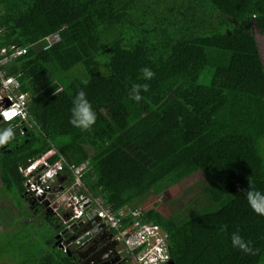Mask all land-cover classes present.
<instances>
[{
	"label": "trees",
	"instance_id": "16d2710c",
	"mask_svg": "<svg viewBox=\"0 0 264 264\" xmlns=\"http://www.w3.org/2000/svg\"><path fill=\"white\" fill-rule=\"evenodd\" d=\"M254 29L264 34V0H0V51L28 48L0 71L29 96L28 122H13L15 140L0 148V195H18L29 215L50 223L51 251L28 264H74L57 249L64 224L20 172L61 158L88 161L78 194L114 211L204 173V201L168 218L144 211L142 224L167 235L174 264H264V217L243 194L249 183L264 191V64ZM54 33L60 41L49 49L32 47ZM144 67L155 73L149 81ZM205 70L208 85L199 83ZM134 83L149 85L139 103L129 98ZM78 90L97 113L90 132L69 123ZM60 178L72 184L67 166ZM237 230L255 255L231 246Z\"/></svg>",
	"mask_w": 264,
	"mask_h": 264
},
{
	"label": "built area",
	"instance_id": "2783aa9c",
	"mask_svg": "<svg viewBox=\"0 0 264 264\" xmlns=\"http://www.w3.org/2000/svg\"><path fill=\"white\" fill-rule=\"evenodd\" d=\"M2 30H0V35ZM60 41V35L54 33L46 37L41 43L32 45L36 50H47ZM27 47L11 46L0 51L2 59L0 68L13 58L26 54ZM20 83L17 78H4L0 71V118L2 122L20 124L28 122V94L17 92ZM15 113L11 120H6L4 113ZM72 174V184L65 188L71 196L68 204L70 213L69 223L77 221L90 222L99 219L97 225H103L107 230L115 232L114 238L122 245L118 251L120 258L118 264H167L170 259V250L167 244V235L163 234L158 227L150 224H142L143 208L136 206L124 207L118 211L106 207L100 199H90L85 195H77V191L83 187L82 178L89 171L88 161L80 165H69L61 158L53 164L44 159H38L20 172L27 178V186L34 187L39 195L46 201H50L52 190L56 180L60 178L64 167ZM37 194V192H34ZM51 206V205H50ZM128 218V222L124 220ZM64 248H67L64 246Z\"/></svg>",
	"mask_w": 264,
	"mask_h": 264
},
{
	"label": "rangeland",
	"instance_id": "374dc122",
	"mask_svg": "<svg viewBox=\"0 0 264 264\" xmlns=\"http://www.w3.org/2000/svg\"><path fill=\"white\" fill-rule=\"evenodd\" d=\"M254 34L264 64V34L256 29ZM210 73L205 70L199 83L210 84ZM207 184L206 175L198 171L172 185L165 186L160 192L148 193L140 207L146 211L156 209L165 218L172 217L185 211L189 205L204 201L201 193ZM1 194L5 195L4 192ZM10 197L2 198L0 195V264H28L34 258L51 251L52 247L45 238L50 223L42 215H38L32 223L25 225L29 213L24 200L18 195ZM57 217L61 220L60 216ZM56 245H58L57 241ZM57 249L63 250L60 246Z\"/></svg>",
	"mask_w": 264,
	"mask_h": 264
},
{
	"label": "clouds",
	"instance_id": "9594fccd",
	"mask_svg": "<svg viewBox=\"0 0 264 264\" xmlns=\"http://www.w3.org/2000/svg\"><path fill=\"white\" fill-rule=\"evenodd\" d=\"M140 73H141L140 78L145 80V81L151 80L155 75V73L148 67L142 68L140 70ZM148 90H149V85L147 83H134L131 85V87L129 89V98L132 101L139 103L143 99L141 93L147 92ZM14 115H15V113H7V112L4 113V117L6 120H11ZM0 122H2L1 118H0ZM96 122H97V113L93 109L92 103L88 100L86 93L83 90H78L76 92V94L74 95V97L72 98V101H71L70 117H69L70 125L73 126L74 128L80 129L83 132H90L92 130L93 126L96 124ZM3 123H7V122H3ZM14 128H15V126L12 125L11 123H8V125L6 127L0 128V148H3L4 146L9 145L10 143H12L15 140L16 133L14 131ZM28 188H30V187H28ZM65 188H68V187H65ZM52 189H54V188H52ZM30 193L35 194L33 191L32 192L30 191ZM52 193H54V192L52 191ZM76 193H77V195H85V194H78V191ZM243 194L245 196L247 205L252 210V212L258 216L264 217V191L252 188L251 184L249 183L248 189L246 191H244ZM72 195H74L73 192L68 194V198L65 202L66 206L64 205L65 208H67V209L64 210V214H63V210H62L63 205L58 202V199H59L58 195H57L56 199H54V200L50 199V201H46V202H48V206H49L48 209H50L54 214H57L58 216H60L61 222L64 224V226L62 227V230L65 228H69L73 224V223H69V218L71 215L68 212V210H69L68 204L70 202ZM85 196L89 197L87 195H85ZM89 198L91 199L92 197H89ZM58 209H61L59 214L57 212ZM104 230H105V232H110L115 236V232H113L111 230H107L105 227H104ZM162 233L165 234L164 232H162ZM64 242H65V240H63L61 243L63 246V250H65V251L67 250V252H69L68 246L65 245ZM230 243H231V246L233 248L238 249L239 251H241L245 254L255 255V251L251 247V242L246 241L240 235L239 230L231 233ZM64 246L67 248H64ZM121 249H122V245H121ZM169 250H170V248H169ZM118 255L120 257L119 253H118ZM170 255H171V252H170ZM170 262H172V256H171L170 261L167 264H170Z\"/></svg>",
	"mask_w": 264,
	"mask_h": 264
},
{
	"label": "flooded vegetation",
	"instance_id": "af4514ba",
	"mask_svg": "<svg viewBox=\"0 0 264 264\" xmlns=\"http://www.w3.org/2000/svg\"><path fill=\"white\" fill-rule=\"evenodd\" d=\"M32 197L38 204L48 209V202L44 200L45 197H37L31 193ZM50 210V209H49ZM71 257L74 264H118L119 255L118 251L121 250V245L115 240L114 235L109 232H101L97 234L92 240L80 248L71 246ZM74 252H77V258L74 257Z\"/></svg>",
	"mask_w": 264,
	"mask_h": 264
},
{
	"label": "water",
	"instance_id": "95a60500",
	"mask_svg": "<svg viewBox=\"0 0 264 264\" xmlns=\"http://www.w3.org/2000/svg\"><path fill=\"white\" fill-rule=\"evenodd\" d=\"M52 188L48 187L46 188L47 191L51 190ZM62 186L53 189L52 191L54 193L50 194L49 198L51 200L56 199L57 193L62 190ZM37 192L35 196L39 197L41 192H38L35 190L34 187L29 188V192ZM48 206V204H47ZM99 222V219H95L90 222H83V221H77L73 223L69 228H65L61 230V232L55 237L58 244H60V248L63 249L62 241L65 240L64 244L68 246V251H71V246H74L76 248H80L84 246L85 244H88L90 240H92L97 234H100L101 232L105 231L103 225H97ZM110 233V232H109ZM112 235V233H110ZM67 251V250H66ZM74 257L77 258L78 253L74 252ZM72 253H69V256H71ZM170 264H174V262H170Z\"/></svg>",
	"mask_w": 264,
	"mask_h": 264
},
{
	"label": "crops",
	"instance_id": "0c3cea01",
	"mask_svg": "<svg viewBox=\"0 0 264 264\" xmlns=\"http://www.w3.org/2000/svg\"><path fill=\"white\" fill-rule=\"evenodd\" d=\"M67 182L64 180V178H58L57 180H56V182H55V184L53 185V188L55 189V188H58V187H60V186H62V190L60 191V192H58V196H59V199H58V202L60 203V204H62L63 206V208H62V210H63V214H64V210H66L67 208H65V202H66V200H67V198H68V193H67V191L65 192V187H68L67 185ZM99 199V198H98ZM101 200V199H100ZM57 202V201H56ZM26 206V208H28L29 209V205H25ZM60 211H61V209H58L57 210V212H58V214L60 213ZM32 215H30V216H26V219H27V222H26V224L25 225H28L29 223H32L34 220H35V218H34V216H35V214H33V212L31 213ZM60 233V232H59Z\"/></svg>",
	"mask_w": 264,
	"mask_h": 264
}]
</instances>
